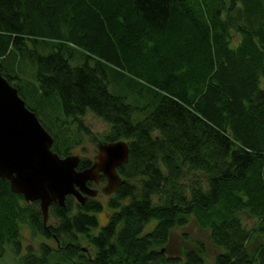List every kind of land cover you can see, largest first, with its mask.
I'll use <instances>...</instances> for the list:
<instances>
[{
	"label": "trees",
	"instance_id": "1",
	"mask_svg": "<svg viewBox=\"0 0 264 264\" xmlns=\"http://www.w3.org/2000/svg\"><path fill=\"white\" fill-rule=\"evenodd\" d=\"M0 74L59 157L85 139L129 148L98 229L100 202L67 196L44 226L0 179V259L204 264L201 242L164 254L191 219L219 249L211 264H264V0H0Z\"/></svg>",
	"mask_w": 264,
	"mask_h": 264
},
{
	"label": "water",
	"instance_id": "2",
	"mask_svg": "<svg viewBox=\"0 0 264 264\" xmlns=\"http://www.w3.org/2000/svg\"><path fill=\"white\" fill-rule=\"evenodd\" d=\"M52 142L16 88L0 74V179L26 203L37 201L44 226L52 204L63 207L66 197L72 196L83 205L96 196L97 190L87 182L97 183L103 177L106 183L101 192L112 195L124 183L117 168L127 162L129 152L123 140L102 142L91 165L78 169L80 157H59L51 151Z\"/></svg>",
	"mask_w": 264,
	"mask_h": 264
},
{
	"label": "rangeland",
	"instance_id": "3",
	"mask_svg": "<svg viewBox=\"0 0 264 264\" xmlns=\"http://www.w3.org/2000/svg\"><path fill=\"white\" fill-rule=\"evenodd\" d=\"M81 120L83 121L85 126L89 127V129L94 135H97V136L101 135L108 129L107 125L104 122H102L100 119L95 117L90 112H86L82 116ZM82 147H83V151H81V148L78 147L77 149L73 151V153L75 155L81 156L82 158H91L92 155L94 154L95 147L88 141V139L84 140ZM109 196L103 197V195L101 194V196H98L95 199L90 198V199L100 202L102 205V209L96 214V217L98 220L97 229L100 228L102 225H104L107 220V217L109 214V209L107 207V201H108ZM248 222L251 223L252 220H249ZM53 223L54 221L50 219V217H47L46 224L49 225ZM20 233L22 237V244H32L34 248L33 250L37 252L38 245L36 243L40 241L41 238H38L36 240L34 239V237L32 238L30 228L25 225L20 229ZM47 241L51 247L56 246L54 241H51V240H47ZM195 242H201L202 245L204 246V250H205L204 251V264H211L213 260V256L219 252V249L216 248L210 242L206 231L201 230L195 224V222L191 219L187 222L185 227L174 228L171 231L168 244H166V246H164L163 248L164 254L169 257L179 256L183 248L192 247ZM254 245H255V242L253 241L249 245V250H251L252 247H254ZM82 248L85 249L84 245ZM90 250L91 249H89V253H90ZM0 260H1L0 264H13L12 256L10 255L9 251H5V255Z\"/></svg>",
	"mask_w": 264,
	"mask_h": 264
},
{
	"label": "flooded vegetation",
	"instance_id": "4",
	"mask_svg": "<svg viewBox=\"0 0 264 264\" xmlns=\"http://www.w3.org/2000/svg\"><path fill=\"white\" fill-rule=\"evenodd\" d=\"M96 148L94 149V154L92 155V157L91 158H88L89 159V165L87 166V167H89L90 165H91V163H92V160H93V156L96 154ZM105 183H106V181H105V179L103 178V177H100L99 179H98V182L97 183H94V182H87V186H89V187H91V188H94V189H96L97 190V194H96V196L93 198V199H95L96 197H98V196H101V194H102V192H101V188L105 185ZM103 195V197L104 196H107V195H104V194H102Z\"/></svg>",
	"mask_w": 264,
	"mask_h": 264
}]
</instances>
